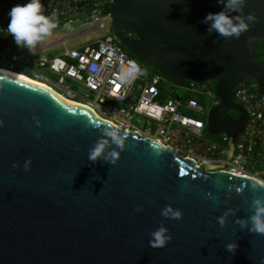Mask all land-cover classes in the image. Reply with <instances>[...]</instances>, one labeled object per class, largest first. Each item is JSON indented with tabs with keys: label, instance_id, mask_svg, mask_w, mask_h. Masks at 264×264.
<instances>
[{
	"label": "water",
	"instance_id": "1",
	"mask_svg": "<svg viewBox=\"0 0 264 264\" xmlns=\"http://www.w3.org/2000/svg\"><path fill=\"white\" fill-rule=\"evenodd\" d=\"M226 4L113 0L111 6L113 32L136 34L122 36V44L140 61L157 64L177 85L217 81L220 104L210 110L207 128L228 135L222 163L198 165L101 119L86 104L0 73V264H264V234L250 230L254 202L264 205V182L227 169L248 121L233 91L253 79L264 95V63L253 44L264 43V0ZM221 11L233 23L243 19L247 31L238 38L209 32L205 17ZM98 142L104 149L92 161ZM165 208L180 218L162 215ZM160 227L171 239L152 248L151 233Z\"/></svg>",
	"mask_w": 264,
	"mask_h": 264
},
{
	"label": "built area",
	"instance_id": "2",
	"mask_svg": "<svg viewBox=\"0 0 264 264\" xmlns=\"http://www.w3.org/2000/svg\"><path fill=\"white\" fill-rule=\"evenodd\" d=\"M29 0H0V52L9 51L6 43L13 39L8 33L9 12L15 5ZM42 14L57 25H68L77 19L94 24L93 30L105 29L111 18L106 8L113 0H40ZM135 38L134 32L124 36ZM33 50L32 52H35ZM24 54L0 57L3 68L42 82L68 100L90 106L98 116L116 127L138 132L172 147L180 156L202 162H224L228 135L221 141L208 138L205 130L209 112L220 104L209 80L192 83V90L205 97L210 110L196 97L181 99L163 96L158 75L145 76L139 71L132 78H123L130 63L141 70L140 60L123 48L122 36L111 28L108 34L88 40L83 45L64 48L51 58H42L33 65H22ZM32 73V76L29 75ZM85 93V94H84ZM234 101L248 113V121L239 138L235 154L227 169L255 177L264 182V95L258 84L244 83L233 91ZM208 113V116H207ZM136 115L146 118L143 126L133 123ZM206 117L208 118L206 120Z\"/></svg>",
	"mask_w": 264,
	"mask_h": 264
},
{
	"label": "clouds",
	"instance_id": "3",
	"mask_svg": "<svg viewBox=\"0 0 264 264\" xmlns=\"http://www.w3.org/2000/svg\"><path fill=\"white\" fill-rule=\"evenodd\" d=\"M243 0H227L226 7L233 9L235 6L242 4ZM42 7L40 0H29L27 4L24 5H15L9 12L10 22L8 24V33L14 38V42L18 46H25L29 49L35 47V45L44 37L51 35L52 30L56 28L57 24L54 23L49 17H46L42 14ZM249 21H253L255 17L249 15L247 17ZM236 23H233L232 19H229L223 11L218 13H209L205 17V23L211 21V27L208 29L211 32L213 29L219 33L221 36L230 37L236 36L237 38L241 33L247 31L248 24L244 22L239 16L235 18ZM139 71V67L133 62L123 72V78H132ZM111 135L114 142L121 144L122 142L116 140L114 133H107ZM104 149V142H98L90 151L89 159L95 161L98 157L101 156V153ZM113 157V162L118 158V154L113 152L111 153ZM15 167V165H14ZM27 168V165H26ZM255 215L250 219L252 222L251 231L264 234V219L261 217L264 216V205L261 201L257 200L254 202ZM171 213L172 217L175 219L180 218V212H173L171 208H165L162 211V215L168 216ZM220 224L223 225V219H220ZM167 230L163 227H160L155 232L151 233V239L149 244L152 248H162L165 246L166 242L171 239L170 236L166 237L165 232ZM234 245H227L228 251L234 250Z\"/></svg>",
	"mask_w": 264,
	"mask_h": 264
},
{
	"label": "rangeland",
	"instance_id": "4",
	"mask_svg": "<svg viewBox=\"0 0 264 264\" xmlns=\"http://www.w3.org/2000/svg\"><path fill=\"white\" fill-rule=\"evenodd\" d=\"M93 23L86 22L84 19H77L73 23L68 25H57L56 28L52 30L51 35L42 38L32 49H29L25 46H18L14 42V38L6 43V45L10 48L9 51H1L0 57H10L12 54H24L20 58L19 63L22 65H33L39 59L42 58H51L56 52L64 49V48H73L83 45L88 40L97 39L100 36L108 34L112 28V20L111 18L107 21V26L105 29L93 30ZM36 50L35 52H32ZM4 64L0 62V66ZM146 71L150 73L152 70L151 65H146ZM145 72V76H151ZM29 75L32 76V73L29 72ZM164 83L167 88L170 90L176 89L178 92H182L184 87L181 85H177L172 81H168L165 77H163ZM85 94V93H84ZM208 110H210V104L207 106ZM208 116V113H207ZM208 118L206 117V120ZM146 122V118L142 115H136L133 118V123L139 126H143ZM215 134L207 132L206 136L208 138L213 139ZM219 135V134H218Z\"/></svg>",
	"mask_w": 264,
	"mask_h": 264
},
{
	"label": "trees",
	"instance_id": "5",
	"mask_svg": "<svg viewBox=\"0 0 264 264\" xmlns=\"http://www.w3.org/2000/svg\"><path fill=\"white\" fill-rule=\"evenodd\" d=\"M94 1H97V0H83V3L84 4H88L89 2L92 3ZM111 6H112V4H109L107 6V8H106L107 12H110L111 11ZM129 32H132V31H125V32H123L122 36L124 37V33H129ZM134 37L136 38V34L135 33H134ZM253 44H254V56L259 61H261V62L264 63V43L263 42H253ZM123 48L125 50H127L125 46H123ZM140 64H141V71L142 72H144V73L146 72L147 73V71L145 70L146 69L145 66L146 65H151L152 66V70L150 71L151 76L152 75H158L160 77L159 89L164 94L163 96L170 95V96L179 97L181 99H190V98H195L196 97L201 103H203L205 105L206 108H208L207 106L209 105V103L207 102V100L205 99V97L202 96L199 93L194 92L192 90V83H194V81L187 80L186 83L184 85H182L184 87V90L182 92H178L176 89L170 90L169 88L166 87V85L164 83V80H163V77H165L168 81H171V79L169 77H167L163 73V71L160 68V66H158L157 64H154V63H149V62H144V61H140ZM0 69L1 70H4L3 69V66H0ZM12 73H17V72L12 71ZM150 73L148 71L147 74H150ZM17 74H19V73H17ZM209 82H210L211 89L216 94V98L219 99V96H218L217 90H216L217 81L215 79H211V80H209ZM246 83L247 84H251V83L257 84V82L255 80H253V79L248 80ZM230 115L232 117H234V118H238L240 116L239 112H237V111H231L230 112ZM207 132H208V128H206L205 134H207ZM221 138H222V134L214 135L213 140H219V141H221Z\"/></svg>",
	"mask_w": 264,
	"mask_h": 264
},
{
	"label": "bare ground",
	"instance_id": "6",
	"mask_svg": "<svg viewBox=\"0 0 264 264\" xmlns=\"http://www.w3.org/2000/svg\"><path fill=\"white\" fill-rule=\"evenodd\" d=\"M4 70H1L0 69V73H2V74H5V75H8V76H12V77H15V78H18V79H21V80H24V81H26V82H29V83H32V84H35V85H37V86H40V87H42V88H45V89H47V90H49V91H51V92H54L55 94H57V96L59 97V98H61V99H63V100H65V101H67V102H69V103H71V104H75L73 101H70V100H68L67 98H65L64 96H62L60 93H58L57 91H55L53 88H51L50 86H48V85H46V84H44V83H42V82H39V81H36V80H34V79H30V78H28V76H26V75H23V74H17V73H12V70H10V69H6V68H3ZM11 71V72H10ZM100 117V116H99ZM101 118V117H100ZM101 119H103V118H101ZM104 120V119H103Z\"/></svg>",
	"mask_w": 264,
	"mask_h": 264
},
{
	"label": "flooded vegetation",
	"instance_id": "7",
	"mask_svg": "<svg viewBox=\"0 0 264 264\" xmlns=\"http://www.w3.org/2000/svg\"><path fill=\"white\" fill-rule=\"evenodd\" d=\"M128 35V33H124V36Z\"/></svg>",
	"mask_w": 264,
	"mask_h": 264
},
{
	"label": "crops",
	"instance_id": "8",
	"mask_svg": "<svg viewBox=\"0 0 264 264\" xmlns=\"http://www.w3.org/2000/svg\"><path fill=\"white\" fill-rule=\"evenodd\" d=\"M59 52V51H58Z\"/></svg>",
	"mask_w": 264,
	"mask_h": 264
}]
</instances>
